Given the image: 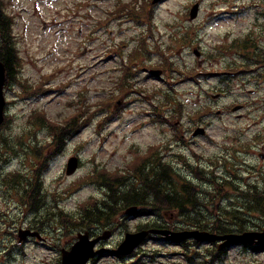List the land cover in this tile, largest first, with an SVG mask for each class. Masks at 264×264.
I'll return each instance as SVG.
<instances>
[{
    "label": "rangeland",
    "instance_id": "1",
    "mask_svg": "<svg viewBox=\"0 0 264 264\" xmlns=\"http://www.w3.org/2000/svg\"><path fill=\"white\" fill-rule=\"evenodd\" d=\"M6 2L9 5L8 13L15 18L12 33L16 36L19 56L23 58L24 76L36 86H40L41 83H49L46 76L55 74L47 87L56 91L61 86H67L62 94L34 102L36 111L43 112L46 118L62 124L74 114L75 109L69 107V103L73 100H84L88 97L87 101L90 105L102 100H111L113 106L116 99L128 103L120 111V119L101 129L99 125L103 123L108 112L98 110L90 112V114L95 113L91 123L66 144L67 149L54 159L45 175L46 185L51 190L59 188L62 192L73 182V179L88 175L96 165L109 170H123L129 162L144 154L148 147L165 145L168 141H172L173 148L184 150L187 157L228 156L230 159L237 155L236 151L246 142L252 143L257 138L264 141V113L256 107L257 104L264 105L263 81L257 80L258 86H255V83L250 87L246 86V89L257 88L254 89L256 94L253 96L242 93L241 86L233 83L234 94L220 104V108L226 110L234 102H249L252 105L249 110L254 109L250 120L241 122L232 115H226L219 121L212 120L214 127L210 130L208 138L190 141L191 138L186 134L187 130L198 121V123H206L207 120H211L203 116L208 107L207 94L221 92L219 79L209 80L207 76H197L199 84L192 79L178 82L176 91L170 94V97L183 104L184 113L180 117V113L174 112L173 108L178 109L175 102L170 105L168 101H161V98H166L168 95L166 92L156 95L154 100H152V92L157 90L155 89L157 87L170 85L173 80H184V78L180 79L184 76L175 72L172 74L173 77L165 75L163 81L147 77L148 72L145 71L149 66L168 62L173 63L175 68L194 73L195 76L197 73L217 72L232 62H237L239 65L240 58L237 54H227L222 61L219 56H211V51L215 52L218 45L230 43L225 38L227 32L232 35L227 37L230 41L239 35L245 36L251 31H256L259 35L264 34V0H164L156 6L153 27L147 23L148 12L142 10V6L149 0H6ZM197 2H201V12L195 25H191L190 9ZM232 11L236 15H233ZM108 15H111L110 18ZM140 17L145 25L137 24ZM45 24L48 26L47 30L44 29ZM184 26L194 28L191 34L192 45H182L188 38ZM198 48L205 53L200 59L202 65L194 53L195 49L199 50ZM114 51L117 53L115 54ZM109 57L112 59L108 60ZM124 60L126 61L124 64H130L133 60L139 62L134 63L133 70L141 71L128 88L121 87L120 81L122 72L119 69L123 67ZM139 64L145 68L140 69ZM116 70L118 71L112 73ZM239 92L240 96H238ZM16 96V88L8 90L9 99L15 100ZM18 105L11 110L17 119L15 134L21 124L31 131L27 134L30 135L38 128L34 125L36 121L28 125L24 111L20 112L21 104ZM79 106H83L85 110V105ZM95 108L94 106L93 109ZM169 109L173 111L168 112ZM155 112L165 114L168 119L175 115V119H171V122L164 126L160 122L153 123L157 118ZM174 122L181 124L173 128ZM252 122L257 124L248 129ZM181 130L186 134L185 143L180 141ZM40 139L46 143L51 136L43 131ZM82 142L84 143L81 149L83 167L75 176L68 177L66 162ZM23 154L28 156L25 151ZM231 163L233 162L228 163L227 167L233 168ZM254 163L259 162L255 160ZM9 168L15 170L22 169L23 166L18 159H15L10 162ZM224 173L225 171L222 172ZM0 191L1 257L4 255L2 246L16 244V241L12 242L10 239L11 235L21 227L27 228L30 220H26L23 216L14 198ZM101 195L105 198V190L102 191L94 185L85 186L75 193L73 198L60 205L69 210H76L81 202L87 201L92 196ZM240 196L239 191H233L229 195L231 200L242 204ZM226 202L222 207L228 205L231 210V203L229 200ZM199 210L201 209H197L198 213L190 212L189 216H192V220L198 222V225L205 227L202 231H209L208 229L218 221V215L224 219L227 217V212L224 213L222 209L216 214L212 212L211 216ZM5 213L10 219L6 220ZM246 218L249 221L247 227L254 228L258 221H251L252 217ZM142 221L145 220L137 218L129 222L122 221V229L120 225L117 226L116 234L106 247L113 250L123 235L134 232ZM224 224L235 225L227 224L225 220ZM232 229L236 230L235 227ZM83 231L85 230L73 231V235L70 236V239H73L70 241L73 242L77 234ZM51 236L54 238L53 233ZM68 241L66 237L60 239L58 237L53 243L48 242L43 245L29 242L22 248L18 247L11 264H56L60 248L68 247L67 244L70 242ZM229 243H234V240H230ZM189 248L190 258L184 257L185 251L180 246L151 241L143 248L147 251L142 252L135 259L119 260L112 254L94 260L92 264L264 263V252L255 253L242 247V249L234 247L227 251L225 256L217 258L208 256L207 250H211L209 243ZM154 253L158 254L155 258L148 256Z\"/></svg>",
    "mask_w": 264,
    "mask_h": 264
},
{
    "label": "trees",
    "instance_id": "2",
    "mask_svg": "<svg viewBox=\"0 0 264 264\" xmlns=\"http://www.w3.org/2000/svg\"><path fill=\"white\" fill-rule=\"evenodd\" d=\"M3 58V57H2ZM5 62L9 66L14 63V54L13 52L8 50V54L5 56ZM21 187L19 191L21 194V202L23 205H27L28 211H32L34 209V204L36 203V210L43 211L48 208L43 209L46 205V195L42 193L41 185L38 183L36 184L35 192H32V188H30V183L27 179H20ZM141 182H144L145 189L138 191V188L134 186V189L131 190L129 193L128 191L121 192L117 190V185L110 183L108 184V188L112 192L111 198L115 204L113 205H105L103 207L93 206L91 209L85 211V213L77 219L80 225H88L91 224L93 220H110L113 217H116L121 208L118 206L119 200H123L128 198V202L126 204H133V205H147L153 203L151 209L157 211L159 202L162 201V198L165 200V204H163V209L166 210H179L182 213H185L187 208L191 205H194L196 202L195 193L193 191H189V188L183 185H176L174 180L167 177L165 173L156 174L154 178H143ZM162 182L165 183L164 188L161 187ZM168 188L172 189V193H169ZM220 190V189H219ZM264 195L261 197H256L257 203H259V213H261L262 217L264 218ZM24 200L27 202L24 203ZM32 203L33 206H32ZM68 216L63 212H53V211H45L42 214L41 222L37 224L38 229H41L45 224H50L51 227L56 228V226L51 222L54 221L56 217L60 219V224L63 227H68L70 223L73 221L64 220L63 217ZM62 220V222H61ZM69 223V224H68ZM59 224V222H57Z\"/></svg>",
    "mask_w": 264,
    "mask_h": 264
},
{
    "label": "water",
    "instance_id": "3",
    "mask_svg": "<svg viewBox=\"0 0 264 264\" xmlns=\"http://www.w3.org/2000/svg\"><path fill=\"white\" fill-rule=\"evenodd\" d=\"M197 8V7H196ZM5 82V67L0 62V123L3 120V97H2V89ZM77 167V161L73 160L71 162V169L69 174H72ZM137 211V208L130 209L127 211V214H132ZM154 233L160 234H170L168 231H153ZM149 232L144 231L136 234H128L124 243L119 247L117 253L120 255H129L133 253L137 246H139L145 238L148 236ZM28 235L39 236L38 233H31L30 231H25L22 233V239H25ZM192 235V234H190ZM209 235H202L201 239H210ZM239 242L247 243V244H259L264 245V233H247L238 238ZM95 241H89V236L81 235L80 242L77 243L71 252L64 251V261L63 264H87L88 261L96 257L98 254L103 251L94 252V246L96 245Z\"/></svg>",
    "mask_w": 264,
    "mask_h": 264
},
{
    "label": "flooded vegetation",
    "instance_id": "4",
    "mask_svg": "<svg viewBox=\"0 0 264 264\" xmlns=\"http://www.w3.org/2000/svg\"><path fill=\"white\" fill-rule=\"evenodd\" d=\"M256 45L257 46L245 45L247 54H244L243 58L240 60L243 63L249 64L250 68L247 70L240 69L234 72H227L228 75L238 78L247 77L250 82L254 81L256 77L261 76L260 71H264V65H260V63L263 59L261 56L264 55V51L258 44ZM244 107L246 108V106Z\"/></svg>",
    "mask_w": 264,
    "mask_h": 264
}]
</instances>
